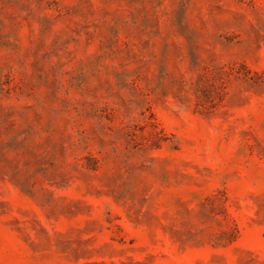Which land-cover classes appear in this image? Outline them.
Here are the masks:
<instances>
[{
    "label": "rangeland",
    "instance_id": "rangeland-1",
    "mask_svg": "<svg viewBox=\"0 0 264 264\" xmlns=\"http://www.w3.org/2000/svg\"><path fill=\"white\" fill-rule=\"evenodd\" d=\"M0 264H264V0H0Z\"/></svg>",
    "mask_w": 264,
    "mask_h": 264
}]
</instances>
